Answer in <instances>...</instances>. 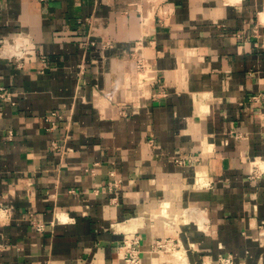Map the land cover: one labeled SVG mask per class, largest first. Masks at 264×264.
Returning a JSON list of instances; mask_svg holds the SVG:
<instances>
[{
	"label": "crops",
	"instance_id": "obj_1",
	"mask_svg": "<svg viewBox=\"0 0 264 264\" xmlns=\"http://www.w3.org/2000/svg\"><path fill=\"white\" fill-rule=\"evenodd\" d=\"M154 1L0 0V41L32 43L21 67L0 55V264H121L132 231L145 264H264V0H167L165 24ZM163 237L180 259L149 252Z\"/></svg>",
	"mask_w": 264,
	"mask_h": 264
},
{
	"label": "built area",
	"instance_id": "obj_2",
	"mask_svg": "<svg viewBox=\"0 0 264 264\" xmlns=\"http://www.w3.org/2000/svg\"><path fill=\"white\" fill-rule=\"evenodd\" d=\"M153 8H155V17L161 24H165L170 20L173 10L168 7L167 0L154 1ZM27 39L28 37L25 33H19L9 40L0 41V55L16 59L21 67L32 49V43ZM105 46L112 47L113 44L109 41L105 43ZM131 61L135 71V89L138 97L141 99H158L161 96V93H157L153 90L156 83H158L157 78L154 79V75H152V69L148 59L146 58L142 41H139L131 51ZM41 62L44 65L43 67H45L47 60L44 56L41 57ZM260 98H262V95L253 97L256 101H259ZM0 99L12 104L15 103L13 93L3 86H0ZM127 103L128 102L124 101L120 104ZM64 118V113L59 110H52L44 115L43 119L46 122L47 131L54 132ZM231 133L237 139L245 137V133L243 132L232 130ZM51 147L61 152H64L65 150L64 141H60L58 138L52 140ZM251 167V173L252 175H255L253 169L258 167L257 161L252 162ZM121 184L122 181L120 179L112 177L108 180L106 186L109 192L115 193L121 187ZM0 210L3 209L0 208ZM36 228L38 231L42 232L44 231L45 225L43 223H36ZM182 248L183 246L180 240L174 237H163L158 238L150 245L149 252L151 254H164L180 259L179 252L183 251ZM118 251L122 255L121 264H145L143 260L144 250L142 247V236L139 231L124 233V237L122 243L118 247ZM150 264L160 263L152 261ZM213 264H235V261L233 255H221Z\"/></svg>",
	"mask_w": 264,
	"mask_h": 264
},
{
	"label": "bare ground",
	"instance_id": "obj_3",
	"mask_svg": "<svg viewBox=\"0 0 264 264\" xmlns=\"http://www.w3.org/2000/svg\"><path fill=\"white\" fill-rule=\"evenodd\" d=\"M179 257H180V255H179Z\"/></svg>",
	"mask_w": 264,
	"mask_h": 264
}]
</instances>
